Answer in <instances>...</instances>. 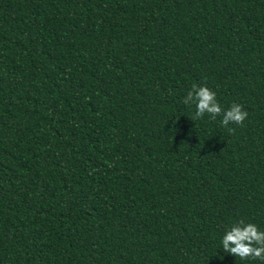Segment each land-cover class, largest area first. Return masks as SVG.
I'll list each match as a JSON object with an SVG mask.
<instances>
[{
    "label": "trees",
    "instance_id": "1",
    "mask_svg": "<svg viewBox=\"0 0 264 264\" xmlns=\"http://www.w3.org/2000/svg\"><path fill=\"white\" fill-rule=\"evenodd\" d=\"M216 92L243 126L183 104ZM264 0H0V264H264Z\"/></svg>",
    "mask_w": 264,
    "mask_h": 264
},
{
    "label": "clouds",
    "instance_id": "2",
    "mask_svg": "<svg viewBox=\"0 0 264 264\" xmlns=\"http://www.w3.org/2000/svg\"><path fill=\"white\" fill-rule=\"evenodd\" d=\"M186 106H194L195 112L192 121L202 119L206 114L216 120L221 117V124L229 132L230 124L243 126L248 118V112L241 104L233 103L227 110L223 109L216 98V92L206 85L193 84L183 99ZM223 251L241 260L259 259L264 261V231L258 229L255 224L245 223L243 219L234 223L222 237Z\"/></svg>",
    "mask_w": 264,
    "mask_h": 264
}]
</instances>
